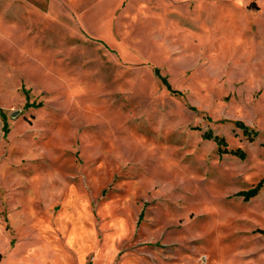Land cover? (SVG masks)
Here are the masks:
<instances>
[{"label":"rangeland","instance_id":"obj_1","mask_svg":"<svg viewBox=\"0 0 264 264\" xmlns=\"http://www.w3.org/2000/svg\"><path fill=\"white\" fill-rule=\"evenodd\" d=\"M262 180L264 0H0L21 262L264 264Z\"/></svg>","mask_w":264,"mask_h":264},{"label":"crops","instance_id":"obj_2","mask_svg":"<svg viewBox=\"0 0 264 264\" xmlns=\"http://www.w3.org/2000/svg\"><path fill=\"white\" fill-rule=\"evenodd\" d=\"M17 248V244H12V235L5 229L0 228V264H27L15 257L14 252Z\"/></svg>","mask_w":264,"mask_h":264},{"label":"trees","instance_id":"obj_3","mask_svg":"<svg viewBox=\"0 0 264 264\" xmlns=\"http://www.w3.org/2000/svg\"><path fill=\"white\" fill-rule=\"evenodd\" d=\"M156 74H157V72H156ZM166 87L169 90V87L168 86H166ZM239 127L242 128L243 131H244V133H246V135H247L246 128L243 125H241V124H239ZM203 137L206 140H212L213 142L216 143V145L218 147L225 146V143H224L223 139H220V138H217V137H212L211 134H209V133L204 134ZM220 153L221 154H228V153H230V154L238 157L240 160H243L244 159V155H243V153L240 150H237L235 152H227V150H223V151H220ZM262 184H264V180H262L261 182H259L256 185V187L253 188L252 190H249L247 192H239L237 194V196L242 197L244 201H248V200L254 198L258 194V192L260 191V189L262 187Z\"/></svg>","mask_w":264,"mask_h":264}]
</instances>
